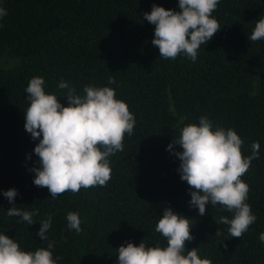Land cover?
Here are the masks:
<instances>
[{
  "label": "trees",
  "instance_id": "obj_1",
  "mask_svg": "<svg viewBox=\"0 0 264 264\" xmlns=\"http://www.w3.org/2000/svg\"><path fill=\"white\" fill-rule=\"evenodd\" d=\"M153 4L179 11L178 0H0L7 11L0 19V234L26 252L52 242L56 264H118L117 249L127 242L166 247L155 227L169 207L193 222L186 250L199 248V257L212 264H264V40L248 39L264 17V0H219L212 16L221 29L195 62L184 54L159 57L151 43L155 26L143 19ZM33 77H43L45 92L65 107L61 81L81 96L85 86L112 88L128 105L135 127L125 134L123 150L108 157L112 171L105 186L51 199L47 188L33 184L39 140L24 129L30 106L25 89ZM200 117L213 130L233 129L245 157L253 142L260 145L259 158L241 177L257 219L240 239L217 223L234 212L206 205L200 216L189 206L191 189L180 179L179 160L166 150ZM173 151L182 149L174 145ZM9 189L18 192L17 208L38 210L36 223L7 215L13 204L2 193ZM69 212L79 213V234L67 227ZM49 216L51 228L41 241L39 223Z\"/></svg>",
  "mask_w": 264,
  "mask_h": 264
},
{
  "label": "clouds",
  "instance_id": "obj_2",
  "mask_svg": "<svg viewBox=\"0 0 264 264\" xmlns=\"http://www.w3.org/2000/svg\"><path fill=\"white\" fill-rule=\"evenodd\" d=\"M219 0H178L179 11L165 10L152 5L150 13L143 19L154 25L151 43L159 49V57L175 60L184 54L193 62L198 51L221 29L212 16ZM7 11L0 8V19ZM252 42L264 40V17L256 23L250 37ZM109 84L115 83L109 79ZM43 77L30 79L25 93L30 106L25 114L24 129L33 140H39L34 154L39 158V167L30 169L35 174L33 184L47 188L51 199H57L65 192L76 194L81 188L105 186L111 178L108 157L123 150L125 134L131 136L135 118L128 105L115 98V90L109 87L85 86L81 96L70 84L61 81L60 89H66L63 97L68 106H63L58 96L47 94ZM178 145L182 151H173ZM243 140L233 129L216 127L207 117H200L199 125H186L178 139L172 140L167 151L179 160L177 169L181 181L191 191L190 207L198 214H207L206 205L224 206L234 217H220L217 223L229 225L231 237L240 239L257 217L246 203L249 185L241 177L249 170L251 161L259 158L258 142L251 145V155L243 156ZM2 195L13 204L18 195L16 189H9ZM10 217H20L28 225L36 211H22L14 204L7 210ZM67 227L79 234L82 220L79 213L69 212ZM52 218L40 222L36 235L46 240ZM193 222L165 207L156 223L155 231L166 240V247L157 244L148 247L142 241L139 246L127 242L117 249L118 264H212L201 259L199 248L186 250L185 243L192 241ZM217 234V231L215 235ZM264 243V233L259 235ZM53 243L47 249L34 252L23 251L13 238L0 234V264H56L53 259ZM186 253V254H185ZM61 259V258H57Z\"/></svg>",
  "mask_w": 264,
  "mask_h": 264
}]
</instances>
